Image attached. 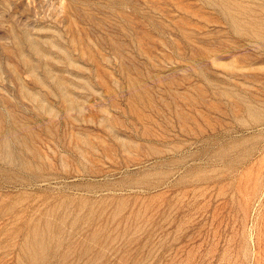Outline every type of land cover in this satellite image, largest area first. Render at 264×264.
Returning <instances> with one entry per match:
<instances>
[{
    "label": "rangeland",
    "instance_id": "1",
    "mask_svg": "<svg viewBox=\"0 0 264 264\" xmlns=\"http://www.w3.org/2000/svg\"><path fill=\"white\" fill-rule=\"evenodd\" d=\"M0 264H264V0H0Z\"/></svg>",
    "mask_w": 264,
    "mask_h": 264
}]
</instances>
